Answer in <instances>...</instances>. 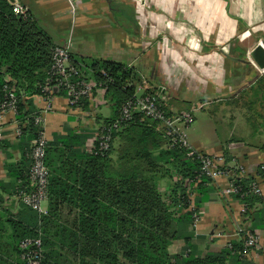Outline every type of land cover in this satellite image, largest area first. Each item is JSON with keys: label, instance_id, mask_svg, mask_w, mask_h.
Returning a JSON list of instances; mask_svg holds the SVG:
<instances>
[{"label": "crops", "instance_id": "1", "mask_svg": "<svg viewBox=\"0 0 264 264\" xmlns=\"http://www.w3.org/2000/svg\"><path fill=\"white\" fill-rule=\"evenodd\" d=\"M18 1L55 46H68L70 61L85 73L92 64L123 65L136 80L135 94L144 83L170 115H193L186 139L194 152L221 159L229 168L239 162L247 177L258 178V167L264 163V128L248 127L242 114H232L227 103L264 76H258L248 59L257 45L264 48V0H73L72 5L67 0ZM91 81L92 98L76 108L63 94L50 104L39 96L22 97L43 116V133L51 147L50 176L63 163L61 156L56 158L57 151L81 135L88 136L87 151L89 140L112 115L105 90ZM28 140V134L19 136L13 112L0 115L1 264L5 260L1 243L13 239L15 225L33 223L35 215L48 210V200L35 211L14 196ZM77 167L82 169L84 162L74 163ZM57 175L61 178L62 172ZM70 177L81 179L78 173ZM227 181L221 177L209 185L189 244L202 257L221 250L229 240L236 241L238 228L254 230L259 249L246 262L264 264V184H260L259 200L243 216L242 205L221 194ZM60 212V224H74L73 217L67 216L74 209L63 206ZM178 247L184 249L185 242H174L169 252Z\"/></svg>", "mask_w": 264, "mask_h": 264}, {"label": "trees", "instance_id": "2", "mask_svg": "<svg viewBox=\"0 0 264 264\" xmlns=\"http://www.w3.org/2000/svg\"><path fill=\"white\" fill-rule=\"evenodd\" d=\"M54 47L28 11L22 18L14 14L12 4L0 0V104L9 100L5 88L13 89L19 136H29L22 156L24 171L16 175L14 193L27 185L30 141L37 136V130L41 131L33 124L40 111L22 97L46 95L43 88L49 83L47 72ZM71 65L84 77L95 80L109 97L112 115L103 120L97 134L105 133L119 119L122 106L135 96L136 80L117 63L92 64L87 73L76 63ZM263 82L264 76L250 87L255 101L262 94ZM87 138H71L70 147L56 152V158L61 156L63 163L56 175L50 176L49 172L47 213L35 215L33 223L14 224L13 239L6 242L16 261L22 259L20 241L39 237L40 264H61L64 251L70 264H248L241 255L240 236L227 242L231 248L226 243L221 250L202 257L193 252L190 236L183 235L195 213L189 210V197L193 195V205L199 212L211 190V181L203 177L196 180L200 169L196 156L182 146L168 147L157 123L133 114L112 132L107 151H100L98 143L86 151ZM50 152L47 144V168ZM79 160L84 162L82 169L74 168ZM58 172H62L61 178ZM73 173L80 174V181L70 177ZM165 178L170 185L166 195H160L157 183ZM254 183L250 177L235 183L238 193L233 197L244 208L243 216L249 215L259 200L260 196L252 191ZM63 206L76 211L67 213L73 217L71 226L59 223ZM176 240L186 244L181 254L169 252Z\"/></svg>", "mask_w": 264, "mask_h": 264}, {"label": "built area", "instance_id": "3", "mask_svg": "<svg viewBox=\"0 0 264 264\" xmlns=\"http://www.w3.org/2000/svg\"><path fill=\"white\" fill-rule=\"evenodd\" d=\"M72 5L73 0H67ZM13 12L15 15L26 18L27 10L19 3L18 0H12ZM250 63L254 66L258 76L264 75V68L259 69L254 62L248 57ZM49 83L44 86L43 92L45 96L41 97L46 104L55 98L57 94L62 92L67 100V103L72 107H79L83 101L90 100L93 94V82L90 78L81 75L80 71L71 65L68 46H55L51 51V66L47 72ZM52 84V85H51ZM138 94L127 101L121 108L120 116L105 133L95 134L88 143L87 151L94 148V144L98 143L100 151H107L111 141V134L119 129L122 123L128 122L133 114H141L145 119L157 123V129L166 140V145L172 147L175 145L182 146L196 156L199 164V176L216 182L217 179L225 177L228 179L226 187L221 190L223 197H233L237 194L235 188L236 181L247 179V173L243 165L234 161L233 167H227L223 160L214 159L209 155L199 152H194L186 139V131L193 121L191 113H181L177 115H168L165 106L157 96L147 92L145 84H141L137 88ZM7 102L0 104V115L13 112L15 115L16 96L13 89L5 88ZM43 116L39 114L33 120L34 127L41 129L37 132V136L30 141V147L27 154L29 159V167L27 171V185L25 188H19L14 196L16 200L31 208L32 210L40 211L41 204L48 199V184L49 170L45 165V155L47 140L43 133ZM36 128V129H37ZM35 129V130H36ZM19 134V127H18ZM252 186L254 194L260 195V184H264V163L258 167V178ZM192 181H189V184ZM186 184V183H185ZM194 184V183H193ZM191 186L188 185V188ZM193 195L189 197V210L195 211L192 218L197 219L196 208L193 205ZM244 213V208L241 210ZM237 235L243 239L242 257L248 258L252 252L259 249L258 235L252 230L239 229ZM21 255L25 264H40L41 257V240L40 238H26L19 243ZM227 247L231 248L230 243Z\"/></svg>", "mask_w": 264, "mask_h": 264}, {"label": "rangeland", "instance_id": "4", "mask_svg": "<svg viewBox=\"0 0 264 264\" xmlns=\"http://www.w3.org/2000/svg\"><path fill=\"white\" fill-rule=\"evenodd\" d=\"M263 83H262L263 90L261 91V93L263 95L261 94L257 98L256 101H255V98L253 97V92L251 91V89L248 86H246L244 91H242L243 93H241L239 95V97H237L235 99H233V97H231V100H229L227 103V104H229L228 107H229V110L232 112V114H235V116H238L237 112L241 113L242 118H243V122L246 123V125H248V127H250L251 129L257 128L260 125L264 128V84ZM193 120H194V118H193ZM191 125H192V123H191ZM157 185H158V192L160 193V195H166V190L168 191L167 188L170 185V180L165 178V179L159 181L157 183ZM163 198H165V196ZM44 203L45 202H43L41 204L40 209L43 207ZM35 211H33V212H35ZM200 213L201 212L199 211L196 214L198 220H195L194 218H192V220H191L192 222L188 225L187 229L183 232L184 236H190V238H192L191 235L194 234V232L198 229V226H199L198 223H199V217L201 216ZM247 230H250V229H247ZM252 231L255 234H257V232H255L254 230H252ZM17 234H19V233H17ZM176 241H178V240H176ZM176 241H174V242H176ZM1 251H2V253H4V257H5L4 264H23L22 259H20L19 261H16L17 258L15 256V254L13 253V251L8 246L6 240H4L1 243ZM182 251H183V249L181 250L178 247V249L175 248L173 250V254H181ZM208 252H212V251H208ZM67 259H68V254L66 253V251H64L62 258H61V264H70L69 260H67Z\"/></svg>", "mask_w": 264, "mask_h": 264}, {"label": "water", "instance_id": "5", "mask_svg": "<svg viewBox=\"0 0 264 264\" xmlns=\"http://www.w3.org/2000/svg\"><path fill=\"white\" fill-rule=\"evenodd\" d=\"M12 3V0H10ZM250 59L254 64L259 68H264V48L260 45H257L249 54Z\"/></svg>", "mask_w": 264, "mask_h": 264}]
</instances>
